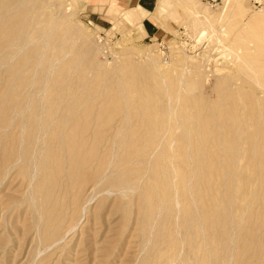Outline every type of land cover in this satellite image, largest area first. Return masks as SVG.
<instances>
[{
	"label": "rangeland",
	"instance_id": "1",
	"mask_svg": "<svg viewBox=\"0 0 264 264\" xmlns=\"http://www.w3.org/2000/svg\"><path fill=\"white\" fill-rule=\"evenodd\" d=\"M90 4L0 0V264H194L212 241L211 263L222 252L227 264H264V213L247 216L243 199L239 239L237 222L226 229L228 194L250 197L257 175L264 189V0H158L151 37L123 20L121 7ZM92 9L104 17L91 18ZM160 155L181 169L172 160V174ZM160 170L175 175L171 189L148 201ZM177 171L190 184L195 172L213 181L202 190L205 220L199 192L180 197Z\"/></svg>",
	"mask_w": 264,
	"mask_h": 264
},
{
	"label": "bare ground",
	"instance_id": "2",
	"mask_svg": "<svg viewBox=\"0 0 264 264\" xmlns=\"http://www.w3.org/2000/svg\"><path fill=\"white\" fill-rule=\"evenodd\" d=\"M75 30H76V29H75ZM75 30H74V31H75ZM67 32H68V30H65V33H67ZM70 32H72V31L70 30ZM75 32H76V31H75ZM72 35H74V34L72 33ZM75 35H76V34H75ZM76 37H77V36H76ZM47 41H48V40H47ZM45 44H46V41H45ZM46 46H47V45H46ZM48 96H50V94H48ZM50 97H52V96H50ZM59 99H61V98H59ZM176 99H177V98H176ZM61 100H62V99H61ZM63 100H64V99H63ZM121 100H122V99H121ZM63 102H64V101H63ZM63 102H62V103H63ZM49 103H50V102H49ZM58 103L60 104L61 101L58 102ZM59 104H57V105L55 104V105L58 106ZM52 105H53V104H52ZM61 105H62V104H60L58 107H60ZM56 106H55V107H56ZM30 109H31V108H30ZM42 109H43V108H42ZM42 109H41V110H42ZM55 110H61V109H59V108L56 107ZM31 111H32V110H31ZM174 111H175V109H174ZM41 114H42V112H41ZM31 115H32V114H31ZM172 115H173V114H172ZM31 117H36V116H31ZM42 117H43V116H42ZM40 118H41V116H40ZM35 119H36V118H35ZM37 119H38V120H37ZM37 119H36V120H37L38 123H39V120H40L39 117H38ZM42 119L44 120V117H43ZM169 119H171V118H169ZM169 119H168V121H169ZM37 121H35V122H37ZM40 121H41V120H40ZM166 121H167V119H166ZM172 121H174V120H172ZM172 121H171V122H172ZM42 123H43V122H42ZM169 123H170V122H169ZM40 125H41V123H40ZM171 125H172V124H171ZM168 127H169V126H168ZM168 127H166V128H168ZM169 129H171V128H169ZM183 141H184V140H183ZM187 142H188V141H187ZM187 142H185L186 145H187ZM183 144H184V143H183ZM183 144H182V146H183ZM73 146H75V147H71L70 149H72V148H73V149L76 148V145H73ZM77 146H78V145H77ZM170 146H171V145H170ZM172 146H173V145H172ZM172 146L169 148L168 145H167L166 147H168L167 149L169 150V149H173ZM187 146H188V145H187ZM187 146H186V147H187ZM78 147H81V146H78ZM182 148H185V146L182 147ZM190 148H191V147H190ZM73 149H72V150H73ZM79 149H80V148H77V150H79ZM81 149L84 150L83 148H81ZM178 149H179V148H178ZM187 149H188V147H187ZM187 149H186V150H187ZM75 151H76V150H75ZM75 151L73 150V153H74ZM178 151H179V150H178ZM70 152L72 153L71 150H70ZM78 152H79V151H78ZM172 152H174L173 154H175V151H174V150H171V153H172ZM176 152H177V151H176ZM4 153H5V151H4ZM73 153H72V154H73ZM76 153H77V151H76ZM81 153H83V152L81 151ZM84 153H85V152H84ZM181 153H182V152H181ZM77 154H78V153H77ZM85 154H86V153H85ZM162 154H163V153H162ZM167 155H168V154H167ZM179 155H180V154H179ZM183 155H184V154H183ZM77 156H78V155H77ZM79 156H80V157H78V158H81V159L84 157V156L81 157L82 155H80V154H79ZM85 156H86V155H85ZM87 156H88V153H87ZM158 156H159V155H158ZM158 156H157V157H158ZM160 156H162V155H160ZM165 156H166V155H165ZM170 156H172V158L174 157L173 155H170ZM74 157L76 158V156H73V157H71V158L75 159ZM162 157H163V156H162ZM86 158H87V157H86ZM166 158H167V157H166ZM170 158H171V157H170ZM185 158H186V157H185ZM191 158H193V157H191ZM156 159H157V158H156ZM156 159H155V160H156ZM158 159L160 160V158H158ZM174 159H175V158H174ZM174 159H172V160H174ZM188 159H190V158H188ZM193 159H194V158H193ZM198 159H199V158H198ZM76 160H77V159H76ZM78 160H79V159H78ZM167 160H170V159H167ZM172 160H171V161H172ZM200 160H202V159H200ZM156 161H158V160H156ZM156 161H155V162H156ZM161 161H162V158H161ZM163 161H165V164H164V165H166L167 163H169V164H171V166H172V164H173L171 161H168V162L166 163V159L164 160V157H163ZM163 161H162V162H163ZM181 161H182L181 165L183 164L182 167H184V165L187 166V163H186L187 160H186V161H185V160L183 161V159H181ZM191 161H192V159H191L190 161L188 160L189 163H190ZM91 162H92V161H91ZM155 162H154V163H155ZM162 162H161V163H162ZM170 162H171V163H170ZM176 162H178V161L174 160V164H175ZM192 162L194 163L195 161L193 160ZM154 163H153V164H154ZM1 164H2V163H1ZM78 164H79V163H78ZM81 164H82V163H81ZM86 164H87V163H86ZM86 164H85V165H86ZM155 164H156V163H155ZM155 164H154V165H155ZM198 164L201 165L200 162H198ZM82 165H83V164H82ZM160 165H161V164H160ZM162 165H163V163H162ZM179 165H180L179 162H178V166H177V164L175 165V166L177 167L176 170H178V168L181 169V166L179 167ZM75 166H76V165H75ZM78 166H79V165H78ZM166 166H167V165H166ZM166 166H164V167H166ZM193 166H194L193 164H192L190 167L188 166V167L190 168L189 173H192ZM201 166L203 167V164H202ZM155 167L157 168V166H155ZM155 167H154V168H155ZM160 167H161V166H160ZM167 167H168L170 170H169ZM167 167H166L167 169H166V168L163 169L164 172H165V170H166L167 173H168L169 171H172V169H171L172 167H171V168H170L169 166H167ZM199 167H200V166H199ZM199 167H197V168L199 169ZM202 167H201V168H202ZM174 168H175V167H174ZM174 168H173V171H174ZM184 168H187V167H184ZM184 168H182V171H181V172H183V170H185ZM191 168H192V170H191ZM194 168H195V167H194ZM160 169H162V168H160ZM198 169H197V170H198ZM202 169H204V168H202ZM154 170H155V169H154ZM168 170H169V171H168ZM163 171H162V172H163ZM173 171L171 172L172 174H173ZM156 172H157V171H156ZM159 172H161V170H160ZM159 172L157 173V174H159V175L155 174V179H154V180H156V181L153 183V190H152V188L149 186V187H150L149 190L151 189V191H148L149 194H147L146 190L144 189V190H145V193H144V192H143V193H144V196H145V194H147V196L149 197L148 201L154 198V197H152V198L150 199V197L153 195V194H152L153 192H156V191H160V190H161V193L166 194L165 192L169 191L168 189L170 188L168 182H169V180H172V179H171L172 176H175V175H172V174H171L172 176H171L170 179H169V176H168L169 174L167 175V173H166V175L168 176L167 179H166V175L163 174V176H164V178H163L162 176H160V175H162V172H161V174H160ZM186 172H187V171H185L184 174H183V173H179V171H177V173L179 174V177H178V178L180 179V182H181V185H180V184H179V185H180L181 187L184 186V188L182 187V188H183L182 191L186 188V189H185V192H187V194L189 193L188 195H187L186 193H184V194H186L185 196H187L186 198H185V196H184L183 194H181L180 197L182 198L183 201H185V199H187L188 196H189L190 194L194 195V193H195L194 191H195V190H196V192H199V193H195V195H196V194H197V195H200L199 198H198V197H197V198L195 197V198H196L195 200H198V202L200 203V209H199V210H202L203 212H201V214H199V213H200L199 211H198V212H197L196 210H195V211H196V213H198V216H201V218H202L203 220H205L206 217L204 218V216H205V214L207 213V210H208V209H207V210H204V208H203V206H202L204 202L201 201V200L203 199V198H202V194H203L202 190L204 191V188H205V186H206V185H205V182H206L205 180L208 181V178L204 180V178H205L204 176L206 175V172H205V175H203L204 178L200 177L201 175H199V174L197 175V172H199V170H198L197 172H195V174L193 173V174H194L193 177H195V184H194V183H191L192 185L190 184L191 179H189V175H188L189 173L187 172V174L185 175ZM169 173H170V172H169ZM174 173H175V171H174ZM199 173H201V171H200ZM151 174H153V173H151ZM175 174H176V173H175ZM178 174H177V175H178ZM201 174H202V173H201ZM203 174H204V173H203ZM207 174H208V173H207ZM209 174H210V173H209ZM187 175H188V177H187ZM260 175H262V174H260ZM69 176H70V175H69ZM209 176H210V175H209ZM209 176H206V177H209ZM211 176H212V174H211ZM224 176L228 178V176H226L225 174H224ZM143 177H144V176H143ZM149 178L152 179L153 176H151V177H149ZM161 178L165 179V183H164V181H163ZM175 178H176V177H175ZM217 178H218V177H217ZM168 179H169V180H168ZM173 179H174V177H173ZM176 179H177V178H176ZM179 179H178V180H179ZM214 179H215V178H214ZM221 179H223V181H225V180H224L225 178H221ZM193 180H194V179H193ZM212 180H213V179H212ZM233 180H236V178L233 179ZM237 180H238V179H237ZM134 181H135V179H134ZM210 181H211V180H210ZM252 181H253V180H252ZM262 181H263L262 176L257 175V178L255 179L254 182H252V185H251V187H250V189H249V193H248V195H250V197L245 196V195L242 193V192H244L243 190L240 191V190L237 189V190H235L236 192L234 191V194H232L230 191H228V193H231V195H232V196H231V195L228 194V196L231 197V199L233 200L232 202H230V200H229L230 198L228 199L229 202H230V206H229V208H231L230 210H232V212H231L232 214H231L230 220H232L231 218H233V221H234V222L231 221L230 223H227V226H228V224H232V223L235 225V223L237 222V225H235V227H234V226L232 227V228H236V229H233L236 233H234V232L232 231L233 234H236V235L234 236V238H235L236 240H234V241H237V240L239 239V237H237V236L241 233L240 230H242V229L239 227V232H240V233L238 234L237 228H238V226H241L240 220L243 218V217H242L243 215L240 214V213H241V211L243 210V205L245 204V202H246L247 205H248V206H247L248 209L246 208L247 210H245L247 216L250 215V214H248V213H250L252 210H254V214L252 213V215H255V216H256V214H257V216H258V215H260L261 213H264V209H263V208H264V189L262 188ZM148 182H150V181L148 180ZM148 182H147V184H148ZM151 182H152V180H151ZM151 182H150V183H151ZM175 182H176V181H175ZM175 182H174V184H175ZM208 182H209V181H208ZM208 182H207V183H208ZM221 182H222V181H221ZM221 182H219V180H218L217 182H215V183H217V189H218V187H221V186H218V184L221 183ZM235 182H236V181H235ZM145 183H146V182H145ZM163 183H164V184H163ZM207 183H206V184H207ZM209 183H212V184H213V181H211V182H209ZM224 183L227 184V182H224ZM224 183H222V184L224 185ZM189 184H190V185H189ZM222 184H221V185H222ZM236 184H237V182H236ZM238 184H239V183H238ZM149 185H150V184H149ZM170 185H172L171 182H170ZM176 185H177V184H175V186H176ZM210 185H211V184H210ZM210 185H209V186H210ZM213 185H214V184H213ZM223 185H222V188L225 189L226 187L223 186ZM146 186L148 187V185H146ZM146 186H145V188L147 189ZM211 186H212V185H211ZM228 186H230V185H228ZM237 186H238V185H237ZM171 187H172V186H171ZM212 187H213V186H212ZM167 188H168V189H167ZM202 188H203V189H202ZM206 188H207V187H206ZM215 188H216V186H215ZM170 189H171V188H170ZM177 189H178V188H177ZM234 189H235V188H233V190H234ZM147 190H148V189H147ZM173 190H174V189H172V191H173ZM212 190H214V188H213ZM212 190L210 189V191H212ZM222 190H223V189H222ZM222 190H219V192H221ZM227 190H229V189L227 188ZM227 190H226V193H227ZM74 191H75V190H74ZM178 191L180 192L181 190L179 189ZM215 191H216V190H215ZM170 192H171V190H170ZM219 192H218V190H217L216 193H215V192H213V193H214L215 195H216L217 193H218V195H222V194H223V193H222V194H219ZM222 192H223V191H222ZM161 193H159V195H160ZM172 193L174 194V192H171V194H172ZM176 193H177V192H176ZM181 193H182V192H181ZM209 193H210V192H209ZM213 193H212V194H213ZM163 194H162V196L160 195L161 198L164 197ZM179 195H180V194H179ZM182 195H183V196H182ZM203 195H204V194H203ZM215 195H214V196H215ZM246 195H247V194H246ZM153 196H155V193H154ZM156 196H157V195H156ZM160 196H157V197H159V200L161 199ZM166 196H167V194H166ZM216 196H217V195H216ZM226 196H227V194H226ZM168 197H170V195H168ZM172 197H173V196H171L170 199L175 198V195H174L173 198H172ZM178 197H179V196H178ZM190 197H191V195H190ZM203 197H205V195H204ZM206 197H207V196H206ZM208 197H209V195H208ZM217 197L221 198L222 196H217ZM223 197H224V196H223ZM143 198H144V197H143ZM164 198H167V197H164ZM211 198H212V196H211ZM213 198H215V197H213ZM213 198H212L211 200H213ZM227 198H228V197H227ZM227 198H226V199H227ZM154 199H155V198H154ZM178 199H179V198H178ZM190 199H191V198H189L188 201H189ZM206 199H209V198H206ZM243 199H244V200L248 199L249 201L246 200V201L244 202V204L241 205V203H243V202H241V200H243ZM167 200H168V199H167ZM173 200H174V199H173ZM211 200L209 199V201H211ZM224 200H225V199L222 198V203H224V202H223ZM143 201H144V200H143ZM145 201H146V199H145ZM148 201H146L147 204H148ZM151 201H153V200H151ZM186 201H187V200H186ZM186 201H185V202H186ZM206 201H207V200H206ZM206 201H205V202H206ZM209 201H208V202H209ZM213 201H214V200H213ZM216 201L221 202V201H219V200L216 199V200L214 201V203H215ZM156 202H157V201H156ZM159 202H160V201H159ZM159 202H158V203H159ZM163 202H164V201L162 200V201L160 202L161 204H160V203H159V204L162 205ZM175 202H176V201H175ZM175 202H174V201H173V202L171 201L172 204H174ZM189 202H190V201H189ZM191 202H192V201H191ZM196 202H197V201L194 202L195 205H198V206H199V204H197ZM218 202H216V203H217V207H218V205H219ZM226 202H227V200H226ZM229 202H228V204H229ZM180 203H181V201H180ZM209 203L211 204V202H209ZM209 203L207 204V202H206L205 204H207V206H210ZM152 204H153V203H152ZM152 204H151V205H152ZM156 204H157V203H156ZM159 204H157L158 207H159ZM164 204H165V202H164ZM178 204H179V202H178ZM181 204H182V203H181ZM183 204H185V203H183ZM228 204L225 203L226 206H227ZM166 205H167V204H166ZM174 205H175V204H174ZM174 205H173V206H174ZM176 205H177V203H176ZM221 205H222V204H221ZM221 205H219V206H221ZM146 206L149 207V206H150V202H149V205H146ZM168 206H170V205H168ZM189 206H190V205H189ZM192 206H193V205H192ZM198 206H197V207L194 206V207H196V208L198 209ZM201 206H202V207H201ZM226 206H225V207H226ZM150 207L152 208L153 206H150ZM186 207H187V212H188V210H190V208H188L187 203H186ZM194 207H193V210H194ZM221 207H222V206H221ZM223 207H224V206H223ZM241 207H242V210H241ZM252 207H253V209H252ZM145 208H146V207H145ZM151 208H150V209H151ZM156 208H157V207H156ZM205 208H207V207H205ZM210 208H213V207L210 206ZM226 208H227V207H226ZM229 208H228V209H229ZM249 208L251 209L250 212H249ZM146 209H147V208H146ZM214 209L216 210L215 206H214ZM152 210H154V209L152 208ZM212 210H213V209H212ZM212 210H211V211H212ZM221 210H222V209H221ZM150 211H151V210H150ZM150 211H148V212H150ZM154 211H155V210H154ZM204 211H206V213H204ZM217 211L219 212V210H217ZM217 211H216V212H217ZM152 212H153V211H152ZM218 212H217V213H218ZM222 212H224V214H226V215L224 216ZM222 212H221V214H222V216H224V219H225V220H223V218H222V219L219 218V216H221V215L218 216V214H219V213H218V214H217V217H218V218H216V221H217L219 224L216 223L217 225H223V224H225V223L221 224V221H218V220L221 219L222 222H223V221H226L227 218H228V216H229V214H230V213L227 214V213L230 212V211H228L227 213H225V211H222ZM242 212H243V211H242ZM245 212H244V213H245ZM247 212H248V213H247ZM252 212H253V211H252ZM184 213H185V212H184ZM194 213H195V212H194ZM194 213L192 212V214H194ZM150 214H151V212H150ZM186 214H187V213H186ZM186 214H185V215H186ZM211 214H212V213H211ZM213 214H214V213H213ZM185 215H184V218H185ZM188 215H189V214H188ZM208 215H209V212H208L207 216H208ZM214 215H215V214H214ZM252 215H250V216H252ZM186 216H187V215H186ZM190 216H191V215H190ZM190 216H188V217H190ZM192 216H194V215H192ZM196 216H197V215H196ZM209 216L211 217L212 215H209ZM247 216H246V217H247ZM250 216H249V217H250ZM255 216H254V218H253L254 220L256 219ZM260 216H261V215H260ZM249 217H248V219H249ZM261 217H262V216H261ZM192 218H193V217H192ZM199 218H200V217H199ZM201 218H200V219H201ZM251 218H252V217H251ZM263 218H264V217H263ZM195 219H197V218H195ZM195 219H193V220H195ZM200 219H199V220H200ZM187 220H188V218H187ZM197 220H198V219H197ZM197 220H196V221H197ZM211 220H213V222H214L215 219L211 218ZM243 220H244V218H243ZM245 220H246V219H245ZM256 220L260 221L259 218L256 219ZM189 221H190V219L188 220V223H189ZM200 221H202V220H200ZM216 221H215V222H216ZM193 222H194V221H193ZM193 222H192V225H193ZM215 222H214V223H215ZM226 222H227V221H226ZM228 222H229V218H228ZM252 222H253V221H252ZM181 223H182V222H181ZM196 223H197V222H196ZM196 223H195V224H196ZM198 223H199V222H198ZM198 223H197V226H195L197 229L200 228L201 226H203V225H200V227H199V226H198ZM200 223L202 224V222H200ZM200 223H199V224H200ZM214 223L211 222L212 225H213ZM189 224H190V223H189ZM189 224H188L187 226H190V225H191V224H190V225H189ZM216 224H215V225H216ZM247 224H248V223H247ZM254 224H255V222H254ZM205 225H206V224H205ZM205 225H204V226H205ZM207 225H208V219H207ZM209 226H211V225H209ZM209 226H208V228H211V227H212V226H211V227H209ZM213 226H214V225H213ZM205 227H206V226H205ZM216 227H217V226H216ZM221 227H222V226H221ZM221 227H219V228H221ZM229 227H230V225H229L227 228H226V226H225L226 229H228ZM189 228H191V226H190ZM196 228H195V229H196ZM201 228H202V227H201ZM208 228H205V230H206V229L208 230ZM212 228H213V227H212ZM217 228H218V227H217ZM223 228H224V227H223ZM242 228H243V227H242ZM245 228H246V226H245ZM193 229H194V228H193ZM195 229H194V230H195ZM197 229H196V230H197ZM230 229H231V228H229V230H230ZM189 230H190V229H189ZM194 230H192V231H194ZM196 230H195V231H196ZM199 230H200V229H199ZM203 230H204V229H203ZM209 230H210V229H209ZM212 230H213V229H212ZM212 230H210V231H208V232L212 233V232H211ZM246 230H248V229H246ZM246 230H245L244 233L247 232ZM195 231L192 233V235H193V234L195 235V234L197 233V232H195ZM197 231H198V230H197ZM201 231H202V230H201ZM216 231H217V230H216ZM221 231L223 232V230H221ZM224 231H225V230H224ZM226 231H227V230H226ZM226 231H225V232H226ZM243 231H244V230H243ZM189 232H190V231H189ZM199 232H200V231H199ZM205 232H206V231H205ZM213 232H215V231H213ZM217 232H218V231H217ZM229 232H231V231H229ZM203 233H204V232H202V234L197 233V235L199 234V236L196 235V237H197V238H198V237L200 238V235H203V236H204V234H205V235L207 234V235L210 236V234H208L207 232L204 233V234H203ZM249 233H250V232H249ZM177 234H178V233H176V235H177ZM214 234H215V233H214ZM214 234H211V237H210V238H212V237L214 236ZM217 234H218V233H217ZM222 234H224V237H225L226 233H222ZM230 234H231V233H230ZM233 234H232V235H233ZM172 235H174V232H173V234H171V235H169V236L172 237ZM207 235H206V236H207ZM244 235H245V234H244ZM248 235H249V234H248ZM187 236H189V234H188ZM203 236H202V237H203ZM206 236H205V237H206ZM215 236H216V238H217V235H215ZM215 236H214L213 238H215ZM219 236H221V235H219ZM230 236H231V235H230ZM230 236H229V238H228L227 236H226V237H227L228 239H230ZM250 236H251V235H250ZM173 237H174V236H173ZM194 237H195V236H194ZM236 237H237V238H236ZM240 237H241V236H240ZM213 238H212V239H213ZM222 238H223V237H221V238L218 237V240H219V239H222ZM227 238H226V239L223 238V240H224V245H225L226 242L228 241ZM243 238H244V237H243ZM247 238H250V237L248 236V237H246V239H247ZM251 238H253V237H251ZM173 239H174V238H173ZM200 239H202V238H200ZM207 239H209L208 236H207V238L205 239V241H208V242L211 241V239H209V240H207ZM231 239H233V238L231 237ZM231 239H230V241L233 242ZM188 240H189V239H188ZM194 240H196V239H194ZM213 240H215V239H213ZM218 240L216 239V241H217L216 244H215L216 246H217L218 244H222V242L219 243ZM240 240H241V239H240ZM179 241H180V240L178 239V243H180ZM192 241H193V240H192ZM199 241H200V240H199ZM219 241H221V240H219ZM245 241H247V240H245ZM167 242H168V241H167ZM195 242H196V241H195ZM200 242H201V241H200ZM203 242H204V241H203ZM213 242H214V241H212V242H210V243H213ZM243 242H244V241H243ZM172 243H173V242H172ZM190 243H191V242H190ZM210 243H207V244L209 245ZM217 243H218V244H217ZM227 243H229V242H227ZM239 243H240V242H239ZM239 243H237V244H239ZM173 244H174V243H173ZM192 244H194V243L192 242ZM192 244H191V246H192ZM198 244H199V243H198ZM200 244H202V243H200ZM205 244H206V243H205ZM205 244H203V249L201 248L202 251H203V254L201 255V259H200V260L197 259L196 261H198V262H197V263H194V264H209V263H210V264H216V263H217V262H216V263H215V262H212V263L210 262V260H209L210 258H208L209 256H208V254H207L206 251H205V248L208 247V245H206V247H204ZM233 244H234V242L232 243V245H231V243H230L231 246H233ZM241 244H242V241H241ZM174 245H175V244H174ZM174 245H171V246H174ZM196 245H197V242H196ZM211 245H212V244H211ZM211 245H210V247H211ZM224 245H223V246H224ZM228 245H229V244H228ZM228 245H225V246L227 247ZM230 245H229V247H230ZM168 246H169V245H168ZM194 246H195V245H194ZM194 246H193V247H194ZM221 246H222V245H221ZM235 246H236V245H235ZM235 246H234V247H235ZM237 246H238V245H237ZM246 246H247V245H246ZM189 247H190V244H189ZM195 247H196V246H195ZM217 247H218V246H217ZM217 247H216V248H217ZM226 247H225V248H226ZM229 247H228V248H229ZM239 247H240V246H239ZM173 248H175V246H174ZM190 248H191V247H190ZM236 248H237V247H235L234 249L236 250ZM241 248H242V247H241ZM245 248H246V247H245ZM171 249H172V248H171ZM171 249H170V250H171ZM192 249H193V248H192ZM192 249H191V250H192ZM194 249H195V248H194ZM197 249H200V248H196V250L191 251V254H192V252L194 253L195 251H196V252H198V251L200 252V250L197 251ZM206 249H207V248H206ZM208 249H209V248H208ZM222 249H223V248H222ZM246 249H247V248H246ZM214 250L216 251V249H214ZM214 250H213V251H214ZM217 250H218V249H217ZM230 250H233V248H232V249L230 248ZM173 251H174V250H173ZM219 251H222V250L219 249L217 252H219ZM238 251H239V250H238V248H237V250H236V255L239 256V253H240V252H238ZM242 251H244V250L242 249ZM242 251H241V252H242ZM246 251H247V250H246ZM253 251H254V250H253ZM253 251H252V252H253ZM217 252H215V253H217ZM224 252H225V253H226V252L228 253L227 250H224ZM233 252H234V251H233ZM233 252H232V253H233ZM244 252H245V251H244ZM254 252H255V251H254ZM187 253L189 254L190 252H187ZM230 253H231V252H230ZM242 253H243V252H242ZM164 254H165V253H164ZM191 254H189V255H191ZM253 254H254V253H253ZM255 254H256V253H255ZM186 255H187V254H186ZM193 255L198 256V255H200V254L197 255V254L194 253V254H192V256H193ZM209 255H211V254H209ZM219 255H221V256H219ZM219 255H218V257H219V261H221V262H219V261H218V262H219L220 264H227L228 261H227V263H226L225 259L222 258V255H224V254H222V252H221V254H219ZM167 256H168V255H167ZM171 256H172V255H171ZM178 256H179V255H178ZM192 256H191V257H192ZM225 256H226V254H225ZM229 256H230V254H229ZM229 256H228V258H229ZM231 256H232V258H234L232 254H231ZM234 256H235V255H234ZM240 256H241V253H240ZM243 256H245L244 253L242 254V258H243ZM181 257H182V258H181ZM181 257L179 256V257H176V258L184 259L183 256H181ZM210 257H211V256H210ZM218 257H217V258H218ZM173 258H174V257H173ZM173 258H172L171 261H175V263L180 264V263H179L180 261L178 262V260H176V259L173 260ZM186 258H187V257H186ZM196 258H197V257H196ZM198 258H199V256H198ZM217 258H216V259H217ZM225 258L227 259V257H225ZM242 258H241V259H242ZM213 259H214V258H213ZM235 259L237 260L236 256H235ZM184 260H185V259H184ZM232 260H233V259H232ZM168 261H170V260H168ZM171 261H170V262H171ZM182 261H183V260H182ZM194 261H195V260H194ZM194 261H193V262H194ZM208 261H209V262H208ZM214 261H215V259H214ZM230 261H231V260H230ZM233 261H235V260H233ZM233 261H231V263H232ZM238 261H239V260H238ZM190 262H191V260H190ZM193 262H192L191 264H193ZM245 262H246V260H245ZM248 262H250V259L248 260ZM173 263H174V262H173ZM183 263H184V262H183ZM219 263H218V264H219ZM231 263H229V264H231ZM233 263H234V262H233ZM240 263H241V262H240ZM242 263H244V262H242ZM171 264H172V262H171Z\"/></svg>",
	"mask_w": 264,
	"mask_h": 264
},
{
	"label": "crops",
	"instance_id": "3",
	"mask_svg": "<svg viewBox=\"0 0 264 264\" xmlns=\"http://www.w3.org/2000/svg\"><path fill=\"white\" fill-rule=\"evenodd\" d=\"M89 1L95 3V4H90L89 7H94V5L95 7L102 6L101 3H103V5H106L107 8L109 7L112 10L121 7L123 9L121 15L122 19L124 20L126 18L125 20H127V23H130V21H132L131 24H135L137 28H139L142 31V33L145 35L144 37L155 36L158 32V25L156 24V22L152 20V17L156 12V6L158 0H89ZM96 3H98V5H96ZM90 13L92 15H96L95 17L90 15L92 16L91 18L102 19L104 17L98 14L93 9L90 11ZM104 21H105L104 24H106L108 21L106 17ZM97 25L100 26L99 24ZM100 27L105 28V26H100Z\"/></svg>",
	"mask_w": 264,
	"mask_h": 264
}]
</instances>
